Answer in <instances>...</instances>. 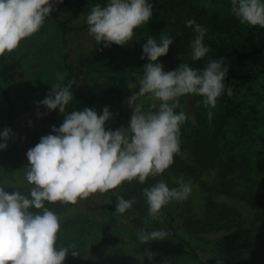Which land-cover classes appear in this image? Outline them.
I'll list each match as a JSON object with an SVG mask.
<instances>
[{"label":"clouds","instance_id":"obj_1","mask_svg":"<svg viewBox=\"0 0 264 264\" xmlns=\"http://www.w3.org/2000/svg\"><path fill=\"white\" fill-rule=\"evenodd\" d=\"M59 3L63 0H0V57L12 53L22 40L37 33ZM230 11L241 24L264 28V0H231ZM152 16L150 0H106L91 8L86 23L96 44L124 46ZM186 26L195 34L190 43L191 58L199 61L210 51L204 44L207 30L194 18ZM173 43V38L161 36L159 41L150 37L143 45L141 59L149 63L138 87L129 86L138 91L127 100L133 114L126 128L105 129L112 117L108 107L102 114L91 108L66 114L58 128L52 127L54 134L41 137L26 153L29 165L25 179L32 185L29 192L9 193L0 184V264H64L70 250L56 246L60 218L45 206L46 202L76 204L126 181L143 184L150 175H162L173 164L174 156L180 154L181 125L189 119L187 112L177 111L180 98L200 96L204 106L211 109L226 89L231 96V88L225 83L229 69L222 58L209 60L203 69L182 63L175 70L164 71L158 60L168 54ZM59 79L63 81L64 77ZM74 83L75 80L57 84L38 104L65 114L73 100ZM139 97L151 102L147 111L137 103ZM212 116L209 110V120ZM11 135V129L0 132V151L7 148ZM174 182L175 187L170 188L162 180L143 190L151 217L156 218L164 206L185 200L190 194V184L183 177ZM116 199L115 212L120 214L135 203L134 198L118 195ZM167 235L162 228L141 230L138 240L147 244L164 240ZM71 254L79 255L75 249Z\"/></svg>","mask_w":264,"mask_h":264},{"label":"rangeland","instance_id":"obj_2","mask_svg":"<svg viewBox=\"0 0 264 264\" xmlns=\"http://www.w3.org/2000/svg\"><path fill=\"white\" fill-rule=\"evenodd\" d=\"M200 5L211 10H221L222 0H200ZM93 4L83 0H63V3L55 5L64 19H72L71 24L76 29H81L86 23L87 14ZM144 41L134 34L132 41L124 46L111 45L105 47L103 43L96 44L89 30L78 31L70 35L68 50L72 54L70 61L74 64L83 62L84 73L93 70L99 71L90 76L81 78L80 93L91 95L96 100L98 114L108 107L112 117L105 124L106 130L126 128L133 114L127 100L138 89L137 79L129 76L106 74L105 71L115 67L120 62L128 67L146 65L147 59H141ZM65 49L63 48L62 36L56 26L45 21L43 27L32 36L22 40L12 53L0 57V85L5 87L15 104L17 115L16 131L12 133L8 146L9 155H6V163L0 184L5 191L13 190L27 194L32 187L25 179L27 166V151L39 143L41 137L52 133V127L57 128L62 124L64 116L73 111H82L72 100L67 106L66 113L59 110L49 111L38 104L45 99L57 84H66L65 69L63 64ZM183 55H178L181 58ZM176 57V58H177ZM165 69H168L171 61L160 59ZM63 76L61 81L59 77ZM253 81L264 86V75H257ZM138 104L144 110L150 107L147 97H139ZM200 100L189 96L182 100L179 111L188 113L189 119L181 125L184 132L180 133V154L174 156V162L162 175L149 176L145 183L151 187L160 181H166L169 187H175V179L183 177L190 184V194L185 200L172 201L161 209L156 218L149 215L148 206L139 198L141 192L136 194L127 190L131 199L138 197V205L135 214L138 217L150 220L154 223H171L180 228L183 235L198 237L205 243L222 241L225 239H237L241 237L251 226L260 223L264 219V201L250 200L247 197L235 195L222 188L220 177V165L218 157L206 150L203 145L209 142V137L204 135L202 126L197 121ZM193 119L195 123H193ZM5 122V112L0 101V130ZM207 154L208 160L202 166L198 163L199 155ZM181 160L185 166H177ZM206 185L208 189L201 186ZM136 197V198H135ZM141 197V196H140ZM211 200L216 207V213L224 214V218H216V225H211V218L207 214V202ZM106 208V193L97 192L86 199L78 200L76 204H68L66 210L59 215L60 231L57 235L56 246L65 247L67 229L78 220H86L90 223L83 236L82 243L87 248L95 237H98L99 225L103 222ZM232 213L234 216L232 217ZM235 217L231 224L229 220ZM227 221L226 228L220 224L221 220ZM192 223L197 230L188 226ZM68 227V228H67ZM200 229L199 232H196ZM75 245V244H74ZM74 247V246H73ZM70 252L64 264H83L85 256L78 251L79 255L73 257ZM177 249L167 238L161 241H150L141 244L138 240V232L132 229L123 217L117 228L116 240L108 253L109 259L105 264H170L175 258ZM257 254L261 263L264 264V230L256 238L255 248L249 253L226 254L218 257L215 264H248L249 258Z\"/></svg>","mask_w":264,"mask_h":264},{"label":"trees","instance_id":"obj_3","mask_svg":"<svg viewBox=\"0 0 264 264\" xmlns=\"http://www.w3.org/2000/svg\"><path fill=\"white\" fill-rule=\"evenodd\" d=\"M90 4H105L106 0H83ZM200 0H150L153 5V16L149 22L135 30V34L141 37L146 43L148 38L160 40L161 36H169L174 39L166 56L160 57L163 60L171 61L168 69L172 71L182 63L189 64L195 69H203L209 60L223 59L224 66L229 69L226 85L231 88L232 94H224L218 98L215 108H206L203 98L194 94L180 98V105L183 98L193 96L200 100L197 121L202 126L204 135L209 137L207 143L203 144L207 149L204 150L214 154L219 161L221 184L224 190L235 195L244 196L250 200L264 201V86L253 81L257 75H264V28L253 27L241 24L231 13V0H222L221 10H211L200 5ZM77 17V13L73 18ZM195 19L198 24L206 28L204 44L210 49L208 54L199 61L191 58L190 43L194 38V32L186 26V22ZM72 19H64L58 10H54L46 21L52 22L60 31L62 36L64 52V69L66 72L65 82L75 80L71 91L74 102L81 110L85 108L94 109L97 113L96 100L91 95L79 92L81 78L90 76L99 71L84 73L85 65L83 62L72 63V54L68 50V39L70 35L88 30L86 24L81 29L72 26ZM183 55L181 58L177 56ZM177 57V58H176ZM138 65L128 67L120 62L113 68L105 71L106 74L129 76L132 79H141L144 75V67ZM0 101L5 112V122L0 132L4 129H11V133L16 131L17 115L15 104L9 91L0 85ZM213 112L212 119L208 118V111ZM179 112V108L177 109ZM184 128L180 129V133ZM11 137V136H10ZM7 148L0 151V180L3 168L6 163V155H9ZM208 154V153H207ZM207 154L199 155L198 163L206 166ZM177 166H185L181 160L177 161ZM201 186L208 189L206 185ZM148 187L146 183H139L137 180L124 182L116 189L106 192V208L103 222L99 225L98 237H95L88 248L83 245L82 240L87 226L90 224L86 220H78L67 229L65 247L75 249L84 253L83 264H105L110 257L115 240L118 225L121 218H125L128 225L139 232L141 230L152 231L164 229L167 238L177 249L176 256L170 264H215L218 257L226 254L249 253L255 248L256 238L264 230V219L258 224L251 226L241 237L237 239H225L205 243L198 237L183 235L180 228L171 223H154L150 220L138 217L136 206L139 198L145 201L143 190ZM136 194L141 192L137 201L125 214L115 212L116 197L122 196L131 199L127 190ZM141 196V197H140ZM70 203L57 202L46 207L61 215ZM215 204L209 200L207 202V214L212 220L211 225H216V218H224V214L216 213ZM35 211V210H34ZM234 214L232 213V217ZM231 224L235 222V217L229 220ZM220 224L226 228L227 221L221 220ZM214 225V226H215ZM188 226H197L189 222ZM200 229L196 232H199ZM75 244V245H74ZM74 246V247H73ZM107 259V260H105ZM248 264H262L260 256L257 254L249 258Z\"/></svg>","mask_w":264,"mask_h":264}]
</instances>
